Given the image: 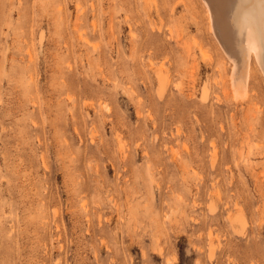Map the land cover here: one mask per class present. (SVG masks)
<instances>
[{"label": "rangeland", "instance_id": "rangeland-1", "mask_svg": "<svg viewBox=\"0 0 264 264\" xmlns=\"http://www.w3.org/2000/svg\"><path fill=\"white\" fill-rule=\"evenodd\" d=\"M204 1L0 0V264H264V0L238 97Z\"/></svg>", "mask_w": 264, "mask_h": 264}, {"label": "bare ground", "instance_id": "bare-ground-1", "mask_svg": "<svg viewBox=\"0 0 264 264\" xmlns=\"http://www.w3.org/2000/svg\"><path fill=\"white\" fill-rule=\"evenodd\" d=\"M236 1L237 0H205L204 1L210 12L211 27H212L213 33L216 36L224 53L226 54L227 58L230 60L233 66L231 70V76H230L231 85H232V88H234L232 92L233 94L235 93V90L237 94L238 89L243 90L247 85V81L249 77V65H250L249 55L252 53L253 55H255L254 57L256 58V57H259L262 51V41L260 39V36L257 30L250 24V22L249 24L248 22L241 23V24H235L231 21L230 19L232 18L231 13L233 11V8L235 7ZM251 1L253 2V0ZM260 5L261 4H259V6ZM240 7H242L241 4L239 6V9ZM249 7L251 6L249 5ZM249 7L248 9L250 10ZM255 7L256 6H254L253 8ZM237 9L235 11H237ZM241 11L245 12L246 10L244 8ZM255 12H256V9H255ZM240 14L238 15L240 16ZM238 15H236L237 17L235 18L239 19L240 17ZM244 91L245 89L243 90V93ZM238 93L242 96L244 95V94H241L240 92ZM239 94H237V97Z\"/></svg>", "mask_w": 264, "mask_h": 264}]
</instances>
